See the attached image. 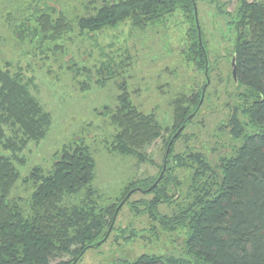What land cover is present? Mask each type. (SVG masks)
<instances>
[{
	"label": "trees",
	"instance_id": "obj_1",
	"mask_svg": "<svg viewBox=\"0 0 264 264\" xmlns=\"http://www.w3.org/2000/svg\"><path fill=\"white\" fill-rule=\"evenodd\" d=\"M195 5L196 0H104L95 14L76 21L48 8L40 13L36 26L24 30L23 38L42 48L57 43L61 49L64 46L58 43L71 41L75 33L80 39L97 36L106 29L118 30L124 23L143 30L182 14L189 28L180 55L208 82L212 68ZM230 17L236 35L232 60L236 59L238 83L232 79L243 89L244 107L232 105L235 111L226 127L242 144L234 156L222 158L216 165L199 152H190L185 158L173 156L183 132L199 116L203 103L200 109L199 105L207 98V84L173 101L174 133L166 147L185 126L171 146L168 162L173 167L156 187L157 179L150 178L130 183L123 192L125 197L139 188L151 189L148 194L152 201L142 204L165 230H187L184 257L144 255L126 264H264V1L241 0L237 14ZM122 67L117 60L101 63L95 77L84 80L83 88H90L95 78L98 85L117 82ZM10 68L11 62L0 68V264H53L64 256L72 257V261L56 264H78L88 250L108 241L125 204L98 202L96 162L82 140L62 146L49 170L36 167L26 180L21 179L27 148L47 138L53 118L32 91L37 88L35 78L25 77L22 71L13 73ZM80 70L79 77H85V67ZM124 87L125 82L119 84L117 105L105 106L103 115L116 127L112 151L136 155L160 138L167 127L154 113L134 105ZM182 168L193 171L187 207L168 220L159 215L160 206L176 205L181 210L185 206L179 203L183 184L174 175L175 169ZM21 182L32 189L23 204L12 199ZM74 199L77 202H72Z\"/></svg>",
	"mask_w": 264,
	"mask_h": 264
},
{
	"label": "rangeland",
	"instance_id": "obj_2",
	"mask_svg": "<svg viewBox=\"0 0 264 264\" xmlns=\"http://www.w3.org/2000/svg\"><path fill=\"white\" fill-rule=\"evenodd\" d=\"M103 2L0 0V68L11 62L13 73L22 71L25 77H34L37 88L32 91L53 118L47 138L27 148V162L21 169V179L26 180L36 167L49 170L54 163V154L62 146L82 140L91 149L96 162L98 202L119 205L123 201L122 205H125L108 241L88 250L78 264H126L144 255L184 257L187 230H165L142 204L152 201L153 196L148 194L151 189L139 188L125 197L126 191L123 190L130 183L150 178L157 179L154 188L169 167H173V163L168 162L169 156L166 157V141L174 133L173 101L181 94L198 92L206 84L207 98L202 102L199 116L183 132L173 156L185 158L190 152H199L210 164L216 165L222 158L234 156L235 150L241 146L242 140L233 139L226 127L235 111L232 105L244 107L243 89L234 84L231 67L236 35L230 16L237 14L241 0H196L197 19L204 32L212 68L207 78L209 82L180 55L189 28V21L182 14L164 25L143 30L124 23L118 30L106 29L97 36L80 39L75 33L71 41L58 43L60 47L64 46L61 49L55 46L57 43L42 48L29 38H23L24 30L36 26L37 18L45 9L64 12L69 19L76 21L78 17L95 14V9ZM116 60L123 66L117 82L98 85L95 78L91 89L83 88L84 80L94 78L101 63ZM84 67L86 78L79 77L80 68ZM123 82L134 105L145 113H154L167 127L160 138L138 150L136 155L112 151L116 127L103 115L105 106L115 108L117 105L119 84ZM230 94L236 95L234 104L230 102ZM174 175L183 184L179 203L185 206L182 210L176 205L160 206L159 215L168 220L187 207L188 182L193 171L175 169ZM31 193V185L21 182L12 199L23 204ZM175 193L173 191V195ZM61 261H72V257L64 256L53 264Z\"/></svg>",
	"mask_w": 264,
	"mask_h": 264
},
{
	"label": "water",
	"instance_id": "obj_3",
	"mask_svg": "<svg viewBox=\"0 0 264 264\" xmlns=\"http://www.w3.org/2000/svg\"><path fill=\"white\" fill-rule=\"evenodd\" d=\"M195 14H196V21H197V23H198V19H197V8H196V5H195ZM200 29V28H199ZM199 39H200V43H202L201 42V35H200V30H199ZM231 67H232V76H233V78H234V81H235V83H238V77H237V68H236V59L234 58L233 60H232V62H231ZM208 82H209V79H208ZM202 102L203 101H201V103H200V105H199V109H200V107H201V104H202ZM193 118V116H190L189 117V119L191 120ZM184 128H185V126H183L180 130H179V132L177 133V135H175L174 137H173V139H172V141L170 142V144H169V146H168V149H167V153H166V157H168L169 156V154H170V150H171V146L173 145V142H174V140L177 138V136L184 130ZM165 170V169H164ZM160 181H161V179H160ZM160 181H158V183L160 182ZM157 183V184H158ZM156 184V185H157ZM155 185V186H156ZM126 202V200L124 201V203ZM122 207V206H121ZM120 207V208H121ZM119 208V209H120ZM118 213V212H117Z\"/></svg>",
	"mask_w": 264,
	"mask_h": 264
},
{
	"label": "flooded vegetation",
	"instance_id": "obj_4",
	"mask_svg": "<svg viewBox=\"0 0 264 264\" xmlns=\"http://www.w3.org/2000/svg\"><path fill=\"white\" fill-rule=\"evenodd\" d=\"M232 97H233V94H230V100L232 99Z\"/></svg>",
	"mask_w": 264,
	"mask_h": 264
}]
</instances>
